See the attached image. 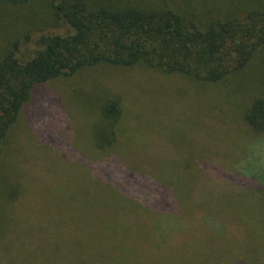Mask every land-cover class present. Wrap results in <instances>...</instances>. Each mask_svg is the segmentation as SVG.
Wrapping results in <instances>:
<instances>
[{"label": "rangeland", "instance_id": "rangeland-1", "mask_svg": "<svg viewBox=\"0 0 264 264\" xmlns=\"http://www.w3.org/2000/svg\"><path fill=\"white\" fill-rule=\"evenodd\" d=\"M51 2L19 9L43 22L18 30L32 37L23 57L37 36L65 31ZM92 86L122 100L113 147L96 146L107 144L103 100L78 92ZM263 91V55L203 86L107 66L39 85L3 147L0 264H264V136L243 121ZM113 152L144 184L106 176Z\"/></svg>", "mask_w": 264, "mask_h": 264}, {"label": "trees", "instance_id": "trees-1", "mask_svg": "<svg viewBox=\"0 0 264 264\" xmlns=\"http://www.w3.org/2000/svg\"><path fill=\"white\" fill-rule=\"evenodd\" d=\"M33 1L0 0V165L9 134L39 85L107 66L113 70L138 67L203 86L238 75L256 56H264V0H52L49 20L63 25L65 31L49 30L37 36L34 48L23 57L21 48L32 37L30 33L21 36L18 30L25 29L23 23L43 25L30 14L18 12ZM93 88L78 92L102 97L97 121L98 129L102 124L106 127L107 144L96 146L113 147L114 133L123 120L122 100L107 89ZM145 91L149 92L140 90ZM261 95L253 98L243 115L244 124L256 136H264ZM113 153L103 167L106 176L123 173L130 189L144 184L114 167L113 163L122 161ZM249 177L238 181L245 185ZM153 185L162 183L154 180ZM157 202L166 203L162 197ZM1 231L0 217V235Z\"/></svg>", "mask_w": 264, "mask_h": 264}]
</instances>
